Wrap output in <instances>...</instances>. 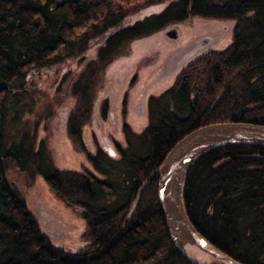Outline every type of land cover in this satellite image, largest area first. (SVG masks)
Wrapping results in <instances>:
<instances>
[{
	"label": "trees",
	"instance_id": "obj_1",
	"mask_svg": "<svg viewBox=\"0 0 264 264\" xmlns=\"http://www.w3.org/2000/svg\"><path fill=\"white\" fill-rule=\"evenodd\" d=\"M149 1L0 0V264H227L204 252L196 260L190 254L195 248L180 252L173 245L157 198V172L174 144L200 126L264 125V0H157L167 3L159 13L122 26ZM187 16L235 22L230 57L214 64L206 54L185 64L169 87L148 96L146 124L133 132L124 125L127 149L119 145L116 156H90L93 172L38 164L59 204L79 209L84 226L75 244L64 243L69 232L52 241L9 176L12 168L23 171L22 146L8 143L5 132L11 113L16 120L20 108L32 105L28 70L54 68L60 54L83 53L96 37H104L97 55L106 61L124 43ZM96 74L79 75L72 86L85 105ZM76 120H67L74 141L80 138ZM182 198L208 247L234 264H264L263 145L230 143L205 151L184 178Z\"/></svg>",
	"mask_w": 264,
	"mask_h": 264
},
{
	"label": "rangeland",
	"instance_id": "obj_2",
	"mask_svg": "<svg viewBox=\"0 0 264 264\" xmlns=\"http://www.w3.org/2000/svg\"><path fill=\"white\" fill-rule=\"evenodd\" d=\"M156 1L150 0L146 4H152L134 9L130 16H126L122 26L131 25L146 16L159 13L167 3L165 1L154 4ZM121 6L125 8L122 4ZM229 28L230 25L226 21L189 16L185 21L167 24L160 30L124 43L122 47L114 49L106 61H99L97 55L98 48L104 46V37H96L83 53L77 51L78 54L73 57L60 54V63L54 68L46 69V72L37 74L36 69L28 70L25 88L27 89V85L30 86L29 101L32 105L20 108L16 120L11 118V113L6 121L5 133L8 143L10 141L13 145H21V153L24 154L19 158L23 162L21 166L23 171L12 168L9 173L10 180L15 183L28 209L30 208L29 211L37 214L41 226L49 230V225L55 222L53 218L57 217L54 215L52 219H48L51 220V224L49 222L48 225L45 218L38 213L45 210L46 217L48 212L52 214L60 212L66 220L64 225L73 228L69 231L71 239L70 237L68 240L64 239L67 245L75 244L81 239L84 231L78 215L79 209H67L59 204L47 183L37 172L38 164L41 162L44 170L49 167L93 172L90 156H93L95 147H100L104 143L112 146V142L115 141L127 149L123 132L120 130L121 124L127 121L133 130L139 131L147 122L148 96H157L163 92L183 68L176 69L172 63L164 69L166 59L181 50L190 40H195L190 51L208 50L209 45L214 44L213 37L226 35L229 38L231 34ZM171 30L175 32L174 39L166 34ZM201 40H205L206 43L196 47ZM179 59L180 57H176L171 61L176 60V63ZM94 73H97L96 83L87 94L89 99L85 105L77 94H72L74 92L72 86L79 75L85 77ZM141 99H144L145 104L143 112L139 111L143 102ZM104 103L107 105L110 123L117 115V122L113 126L102 117ZM113 108L116 112L112 116ZM126 111L128 116L125 115ZM72 115H75L76 121L82 123L80 138L76 141L68 135L67 120ZM99 118L106 121L103 129ZM32 150L40 152L41 155L34 157L30 154ZM114 168L116 169L114 179H119L115 176L121 172V166L116 162ZM195 249L199 253L191 251L190 254L194 253V258L198 260L203 256V252Z\"/></svg>",
	"mask_w": 264,
	"mask_h": 264
},
{
	"label": "water",
	"instance_id": "obj_3",
	"mask_svg": "<svg viewBox=\"0 0 264 264\" xmlns=\"http://www.w3.org/2000/svg\"><path fill=\"white\" fill-rule=\"evenodd\" d=\"M166 34L170 38H175L176 36L173 30L168 31ZM194 43L195 40H192L181 50L171 54V57L169 56L170 58L168 57L164 63V69L172 63L175 64L176 69L183 67L187 62L185 60L191 58L197 52V50H189ZM204 43L206 41L201 40L196 47H200ZM188 56L189 58H187ZM176 57H180L178 62L175 63L176 60L171 61V59ZM141 102L143 104V106L141 104V107L145 109L144 99H141ZM230 143H250L264 146V125L250 122H225L203 125L190 131L174 144L161 162L157 172L156 190L170 240L180 252H185L186 247L191 246L216 259L226 261L228 264H234L230 258L207 246L206 240L188 220L182 198L184 178L194 159L209 149ZM150 178H147L143 185H146ZM30 211L37 218V214L32 210ZM38 213L45 218V222L48 225L49 222L51 224V220L48 219H52L54 215H57L56 218H53L55 222L49 225V230L41 226L38 219L43 234L52 241H59L68 237V226L64 225L66 220L60 212L54 214L48 212V217H46L45 210ZM66 219L69 220L68 218ZM61 220L63 221V226H61Z\"/></svg>",
	"mask_w": 264,
	"mask_h": 264
},
{
	"label": "flooded vegetation",
	"instance_id": "obj_4",
	"mask_svg": "<svg viewBox=\"0 0 264 264\" xmlns=\"http://www.w3.org/2000/svg\"><path fill=\"white\" fill-rule=\"evenodd\" d=\"M211 20H213V21H217V20H220V21H226V22H228L229 23V25H230V32H231V34H230V36H228L229 38H227V36L225 35V36H222V35H217V36H215V37H213V39H214V44L212 43V44H210L209 46V49L208 50H203V51H200V52H196V54L194 55V56H192L191 58H189V56L187 57V58H189V59H187V60H185V61H187L186 63H188V62H190V61H192V60H196V59H198L199 57H201V56H203V55H206V54H208L209 56L211 55L212 56V62L215 64V62H216V58H218V57H220V56H222V57H230V55H231V52H230V47L234 44V42H235V39H236V35H235V29H236V23L235 22H231L230 20H223V19H216V18H212ZM211 41V40H210ZM191 41H189L188 43H190ZM187 43V44H188ZM186 46V45H185ZM233 55V54H232ZM38 72H37V74H41V73H43V72H46V68H41V69H36ZM131 84H129V88H128V90H130V88H131V86H130ZM124 93H126V92H124ZM117 103H119V101L117 102ZM126 107H127V104L125 105ZM142 106H143V104H142ZM106 109H107V105L105 104L104 106H103V110H101V112H102V117L103 118H105V120L108 122V124L109 125H111V126H113L117 121H116V116L117 115H115V117L114 118H112L111 120L113 121V123H112V121H111V123H110V117L109 116H107V111H106ZM114 109L115 108H113L112 109V116L115 114V112H116V110H115V112H114ZM139 111L140 112H143V107H141V109H139ZM125 112V111H124ZM127 111H126V116H128L127 115ZM125 115H124V118H125ZM125 120V119H124ZM99 121H100V126L102 127V129H103V124L106 122V121H102L101 120V118H99ZM115 121V122H114ZM126 123H127V129H130V131H132L133 132V128H132V126L131 125H129V123L126 121ZM126 123H122L121 124V126H120V130H121V132H123V135H124V125L126 124ZM81 130V129H80ZM113 146V147H112ZM112 146L110 145V144H103L102 146H100V147H95L94 148V151H93V156H95V154L98 152V151H101L102 153H106V154H111L112 156H116V154H117V152H118V147H119V144L117 143V142H115V141H113L112 142ZM121 146V145H120ZM228 264V263H227Z\"/></svg>",
	"mask_w": 264,
	"mask_h": 264
},
{
	"label": "bare ground",
	"instance_id": "obj_5",
	"mask_svg": "<svg viewBox=\"0 0 264 264\" xmlns=\"http://www.w3.org/2000/svg\"><path fill=\"white\" fill-rule=\"evenodd\" d=\"M188 17H189V16H187V18H188ZM187 18H186V19H187ZM186 19H185V20H186ZM185 20H184V21H185ZM173 39H174V38H173ZM190 41H192V40H190ZM76 119H77V118H76ZM81 127H82V123H81ZM81 127H80V129H81ZM68 230H69V231H72L73 228L68 227Z\"/></svg>",
	"mask_w": 264,
	"mask_h": 264
}]
</instances>
